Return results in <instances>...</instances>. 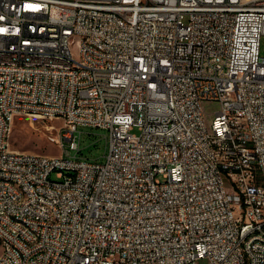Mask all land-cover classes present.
I'll return each instance as SVG.
<instances>
[{
    "label": "built area",
    "instance_id": "2783aa9c",
    "mask_svg": "<svg viewBox=\"0 0 264 264\" xmlns=\"http://www.w3.org/2000/svg\"><path fill=\"white\" fill-rule=\"evenodd\" d=\"M263 34L264 0H0V264H264ZM19 116L68 149L11 148Z\"/></svg>",
    "mask_w": 264,
    "mask_h": 264
},
{
    "label": "rangeland",
    "instance_id": "374dc122",
    "mask_svg": "<svg viewBox=\"0 0 264 264\" xmlns=\"http://www.w3.org/2000/svg\"><path fill=\"white\" fill-rule=\"evenodd\" d=\"M259 52L260 56H264V34L259 41ZM73 54L78 57L77 44L73 47ZM202 107L207 123H209L218 105L212 101H202ZM61 124L62 121L60 119L19 116L13 121L11 126L9 134L11 148L27 152L58 155L60 152L68 149L67 142H64V145L61 146L58 139V128ZM79 131V151L77 155L103 162L107 150V130L97 127L80 126ZM133 132H138L137 128H134ZM74 153L75 150H70L69 152L70 155ZM54 177V174H52L51 178Z\"/></svg>",
    "mask_w": 264,
    "mask_h": 264
},
{
    "label": "bare ground",
    "instance_id": "6f19581e",
    "mask_svg": "<svg viewBox=\"0 0 264 264\" xmlns=\"http://www.w3.org/2000/svg\"><path fill=\"white\" fill-rule=\"evenodd\" d=\"M20 86H30V77H20ZM11 128H6V135L9 136ZM36 155H43V153H36ZM14 191L16 192L18 199H25L26 186L22 182H14ZM1 241L0 257H3L7 252V242Z\"/></svg>",
    "mask_w": 264,
    "mask_h": 264
}]
</instances>
